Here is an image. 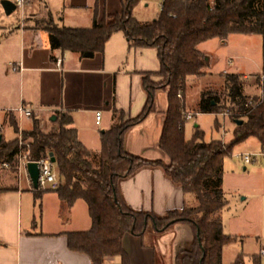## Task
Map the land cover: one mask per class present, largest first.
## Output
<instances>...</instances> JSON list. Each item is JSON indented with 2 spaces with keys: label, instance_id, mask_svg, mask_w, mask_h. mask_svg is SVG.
<instances>
[{
  "label": "trees",
  "instance_id": "obj_1",
  "mask_svg": "<svg viewBox=\"0 0 264 264\" xmlns=\"http://www.w3.org/2000/svg\"><path fill=\"white\" fill-rule=\"evenodd\" d=\"M142 1L123 0L121 13L101 22L95 20L90 29L60 27L51 15L47 22H37L48 33L52 49L78 53L83 59L103 53L111 37L123 33L130 48L157 49L160 71L144 75L143 87L148 98L138 117L127 118L125 112L113 110L112 126L102 135L100 152L88 150L78 139L73 119L58 113L57 130L43 131L39 120L33 117L32 130L23 132L24 139L30 141V159L37 161L53 153L62 181L55 191L64 207L70 209L78 200L87 203L92 228L69 233L67 237L69 249L87 255L91 264H105L109 259L132 264L124 249L126 236L142 237L150 227L162 233L177 223L188 224L194 238L177 254L175 264H223L224 246L235 241L224 233L222 223L227 206L224 161L231 155L233 145L249 138H256L264 152V77L252 75L262 85L261 95H246V80L236 73L221 76L223 92L208 89L200 94L197 113L221 115L228 111L233 122L243 121L242 125L235 124L230 145L219 140L206 142L199 130L192 140H186L184 96L190 78L207 76L197 71L203 35L226 31L230 35L264 36V0H163L157 19L139 22L133 12ZM159 91L168 94L160 149L168 156L169 164L143 160L124 148L127 132L156 112ZM10 122L18 133L13 115ZM18 152L17 139H4L0 144V193L6 190V172L16 178ZM3 164H9L11 170L6 171ZM146 167L161 168L168 179L182 188L185 204L181 210L158 217L133 210L124 202L120 182ZM173 221L175 224H171ZM252 262L263 264V259L254 255ZM234 264H241L240 259Z\"/></svg>",
  "mask_w": 264,
  "mask_h": 264
},
{
  "label": "crops",
  "instance_id": "obj_2",
  "mask_svg": "<svg viewBox=\"0 0 264 264\" xmlns=\"http://www.w3.org/2000/svg\"><path fill=\"white\" fill-rule=\"evenodd\" d=\"M143 3L146 7L150 4L148 0ZM26 10L27 7L23 18L20 15L18 20L0 18V124L3 127L0 134L3 140L6 130L14 134L13 139L6 141L18 138L10 118L13 115L18 123L14 110L24 105L33 110V117L39 120L45 132L58 129L57 119L52 120L58 113L70 116L78 130L79 141L88 150L100 152L102 135L112 126L114 109L125 112L127 118H136L142 113L148 98L143 87L144 75L160 71L157 49L130 48L125 35L116 33L107 42L103 53L83 59L78 53L52 49L48 33L36 22V18L51 15L60 27L90 29L95 20L101 22L121 13L123 0H40L37 8H29L28 14ZM242 38L253 42L241 45L242 52L232 56V42ZM220 44H224L225 53H228L223 59H220ZM199 49L202 56L197 71L207 75L203 78L241 74L246 80L245 92L246 86L250 88L252 75L263 72L264 36L230 35L226 31L204 34ZM252 51H258L257 58L246 55V52ZM59 59H62L60 68L57 67ZM155 80L159 81V78ZM261 93L259 89L254 96ZM83 103L94 106L89 112L95 115L96 126L102 125L106 115L107 128L100 135L93 129L94 120L91 129L82 127L78 120ZM156 105V112L127 132L124 148L130 155L143 160L169 164L168 156L160 149L169 106L168 94L167 102L161 100L157 104L156 100ZM197 110L198 104H194L193 109L185 108V113L195 117ZM97 113L102 114L100 125L96 123ZM33 117L23 120V132L32 130ZM193 129L194 135L197 130L202 131L198 122L194 123ZM215 140L221 141L219 138ZM242 159L244 161V157ZM4 186L6 190L0 193V264H91L87 255L69 249L67 237L69 233L86 232L92 228V218L85 201L78 200L66 209L56 191H33L27 180H23L22 187H19L17 178L8 172L5 173ZM119 190L130 208L158 217L181 210L185 204L182 188L168 179L161 168L139 170L123 179ZM148 230L142 237H125L124 249L130 257L128 239L134 242L144 239ZM193 238L191 233L184 242L177 244L173 264L177 254ZM117 260L109 259L106 263L116 264Z\"/></svg>",
  "mask_w": 264,
  "mask_h": 264
},
{
  "label": "rangeland",
  "instance_id": "obj_3",
  "mask_svg": "<svg viewBox=\"0 0 264 264\" xmlns=\"http://www.w3.org/2000/svg\"><path fill=\"white\" fill-rule=\"evenodd\" d=\"M1 1L0 18L18 20L20 18L18 11H15L10 17L5 15ZM162 1L148 0L150 3L148 7L142 1L134 9V17L139 22H150L157 19L161 13ZM39 5L40 0H34L31 6H27L26 14L29 13V8H37ZM49 19V16L36 18V22H47ZM252 42L253 40L247 38L233 41L232 50L230 51L233 54L232 56H238L242 52L240 50L241 45H245L246 43L251 44ZM220 47V59H223L228 53H225L224 44H220ZM258 54V51L246 52V55L252 56L253 58H257ZM208 89H214L220 93L223 92L224 79L219 76L215 78H190L188 90L184 96L185 104L187 103L186 109H193V105L198 104L200 94ZM259 89L262 90V85L259 86L256 78L252 77L250 88L246 86L245 93L253 97L256 92L258 94ZM156 100L157 104L161 100L167 102V91H159L156 95ZM82 105L81 111L77 116L82 127L91 129V123L94 120L93 129L97 130V134L100 135L107 128L106 115L104 114L102 125L96 126L95 115L89 112L94 106H87L86 103ZM196 114L192 120L186 122V140L190 141L193 139L195 131L193 125L198 122L202 130L199 131L204 133L206 142H211L219 138L221 141L223 139L225 145H230L234 141L236 125L229 117H216L215 114ZM217 120L219 123L218 126L216 125ZM92 134L94 133L92 132ZM3 135L5 140L14 138V134L10 130H6ZM263 153L260 142L256 138H249L233 145L231 155L225 158L223 190L227 206L222 214V223L224 233L227 236L235 238V241L224 246L223 264H234L238 258L241 264H253L252 257L259 255L260 250L264 249V155L260 156ZM245 154L252 156V162L250 164H245L242 157H240ZM175 225L162 233H154L153 228L150 227L144 239L140 238L135 242L132 239H128L127 245L131 252L133 263L173 264L177 244L180 245L184 242L187 235L193 233L192 228L188 224L177 223ZM115 263L118 264V260Z\"/></svg>",
  "mask_w": 264,
  "mask_h": 264
},
{
  "label": "built area",
  "instance_id": "obj_4",
  "mask_svg": "<svg viewBox=\"0 0 264 264\" xmlns=\"http://www.w3.org/2000/svg\"><path fill=\"white\" fill-rule=\"evenodd\" d=\"M16 6V11H18L23 18L25 14V9L26 7L33 2V0H12ZM62 65V59H59L57 61V67L60 68ZM14 69H16L15 66H13ZM21 69V68H20ZM262 77H264L263 72L260 73ZM181 97V95H179ZM250 105H253L252 102H250ZM14 113L17 115L19 127H18V146H19V152L17 155V166L15 167V172H16V178L18 180L19 187H22V182L23 180H27L29 183V188L33 191H39V192H47L50 190H57L61 187L62 181L59 176V173L57 171V168L55 166V163L52 162L51 157L46 155L44 158L40 160H31V152H30V141L25 140L23 136V129H22V124L23 120H28L31 119L34 116V112L32 109L21 105L19 108L14 110ZM222 117H229V112L225 111L223 114H221ZM194 117V114L191 113H185L184 112V119L185 121L192 120ZM102 121V114L97 113L96 114V123L98 125L101 124ZM3 127L0 124V133L2 131ZM222 143L223 139H222ZM225 145V144H224ZM261 154L260 156H263ZM244 157V162L246 164H250L252 162V156L249 154L242 155ZM29 163H37L39 166V180H38V189H34L31 177L28 173V164ZM4 169L6 170H11V167L9 164H3L2 165ZM259 255L261 258L264 260V249L260 250ZM107 264V263H105Z\"/></svg>",
  "mask_w": 264,
  "mask_h": 264
},
{
  "label": "water",
  "instance_id": "obj_5",
  "mask_svg": "<svg viewBox=\"0 0 264 264\" xmlns=\"http://www.w3.org/2000/svg\"><path fill=\"white\" fill-rule=\"evenodd\" d=\"M1 5L7 16L12 15L16 11V6L12 0H2ZM57 117L54 116L52 118L53 121H56ZM243 121L235 120L234 124L237 126L242 125ZM3 142V136L0 134V144ZM53 163H55V158L53 153L49 154ZM28 173L31 177V180L34 185V189H38V180H39V166L37 163H29L28 164ZM171 224H175V221L171 222ZM169 226V225H168Z\"/></svg>",
  "mask_w": 264,
  "mask_h": 264
}]
</instances>
